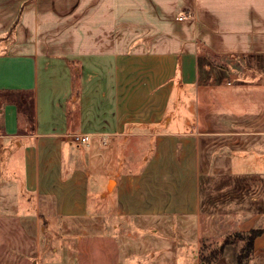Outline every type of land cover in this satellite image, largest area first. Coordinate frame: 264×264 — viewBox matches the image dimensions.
<instances>
[{"label":"crops","instance_id":"crops-1","mask_svg":"<svg viewBox=\"0 0 264 264\" xmlns=\"http://www.w3.org/2000/svg\"><path fill=\"white\" fill-rule=\"evenodd\" d=\"M223 170L264 174V0H0V217L44 221L34 264H131L132 217L198 239Z\"/></svg>","mask_w":264,"mask_h":264},{"label":"rangeland","instance_id":"rangeland-1","mask_svg":"<svg viewBox=\"0 0 264 264\" xmlns=\"http://www.w3.org/2000/svg\"><path fill=\"white\" fill-rule=\"evenodd\" d=\"M95 182L96 179L91 177L90 185ZM112 185L111 181L109 188ZM200 198L198 239L191 238V227L188 230L185 227L182 232L179 229L173 235V219L170 218L161 220L132 217L124 223L121 221L119 226H125L126 231L130 233L124 237L126 241L129 240L127 243L132 247L131 264H201L200 251L203 256L211 255V252L219 249L222 242L228 238V234L245 231L241 228V223L249 215L256 212L264 214V174L239 176L225 170L204 171L200 175ZM103 213L99 214L102 216V223ZM41 224H44V221H40L38 225L32 217L20 218L15 215L0 217V264H34L35 259L39 256L41 258L43 253L41 251L43 242L39 241ZM187 224L185 222L181 226ZM42 239H45L44 235ZM188 239H194V246L191 247L190 243L189 247L195 248L196 251L171 249L173 241L182 248L187 245ZM121 240L118 242L123 243ZM243 245V241L235 238V242L226 245L223 253L219 254L212 264H236V256L241 252ZM252 258L253 254L248 258L243 257L240 264H250ZM106 259L104 258V264Z\"/></svg>","mask_w":264,"mask_h":264},{"label":"trees","instance_id":"trees-1","mask_svg":"<svg viewBox=\"0 0 264 264\" xmlns=\"http://www.w3.org/2000/svg\"><path fill=\"white\" fill-rule=\"evenodd\" d=\"M263 231L262 228L259 227H253L249 230H245L242 232H237L235 234H228V238H226L219 249H214L213 252H211V255L209 256H203L202 252H199V258L201 264H212V262L216 259V257L223 253L224 248L228 244H232L235 242V238H239L241 241L244 242V245L241 246V252L236 256V264H240L241 259L244 257H249L254 253V246L253 242L255 237H257L261 232Z\"/></svg>","mask_w":264,"mask_h":264},{"label":"built area","instance_id":"built-area-1","mask_svg":"<svg viewBox=\"0 0 264 264\" xmlns=\"http://www.w3.org/2000/svg\"><path fill=\"white\" fill-rule=\"evenodd\" d=\"M189 15L187 14H181L178 18L179 19H182V18H185V17H188ZM73 139L76 141V142H79V143H87L88 140H89V135L88 134H74L73 135ZM103 142H105V140H103Z\"/></svg>","mask_w":264,"mask_h":264}]
</instances>
